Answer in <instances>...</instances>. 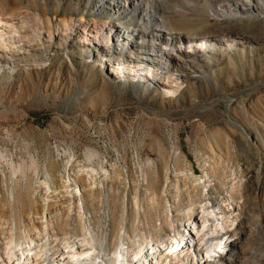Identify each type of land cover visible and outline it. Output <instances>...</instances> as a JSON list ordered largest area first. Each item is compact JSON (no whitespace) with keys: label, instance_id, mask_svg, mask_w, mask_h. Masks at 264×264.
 Instances as JSON below:
<instances>
[{"label":"rangeland","instance_id":"1","mask_svg":"<svg viewBox=\"0 0 264 264\" xmlns=\"http://www.w3.org/2000/svg\"><path fill=\"white\" fill-rule=\"evenodd\" d=\"M227 1L160 0L177 37L215 42L177 82L176 50L172 71L153 79L132 74L138 47L118 55L112 35L97 44L92 27L78 31L82 20L105 19L97 0H0V15L27 13L26 34L40 31L0 64V258L33 240L41 255L55 241L82 238L88 223L98 237L108 233L111 250L123 242L134 250L160 243L211 203L240 218L250 238L241 253L264 264V9L220 24L215 12ZM58 19L74 24L73 35L60 36Z\"/></svg>","mask_w":264,"mask_h":264},{"label":"bare ground","instance_id":"2","mask_svg":"<svg viewBox=\"0 0 264 264\" xmlns=\"http://www.w3.org/2000/svg\"><path fill=\"white\" fill-rule=\"evenodd\" d=\"M146 2L150 3V7L155 10L154 13L151 14L149 10L145 9ZM227 2V6H221L224 9L215 12V15L220 19V24L236 22L239 21L238 19L254 16V12L258 13L264 9V0H228ZM131 5H133L134 11L132 19L127 23L129 27H121V19L127 15ZM161 8L163 7L160 0H97L96 4L93 5L94 11H99L98 14L100 15L105 14V19H115V22L110 24L108 20H98L94 17L90 21L84 22L85 25L81 24L83 20L78 22L77 29L86 33L88 27H92L90 30L94 34L93 40L97 41V44L99 42L106 43L112 35L116 39L115 53L118 55L122 54V50L118 49L119 47L125 49L128 45L129 51L137 47L141 49L137 54H134L138 59L135 63L138 64L137 68L139 69L134 68L132 74L136 71L140 75L146 74L144 76L148 78L161 79V77H166L165 73H170L173 69L172 61L167 60L168 55L176 50L180 55V57L179 55L176 57V60L182 64L174 66L176 71L172 73L170 78L172 77V80L178 82V79L181 80L184 76L180 69L183 66L188 67L194 60L201 58V54H213L215 42L210 39L213 36L188 37L185 38L186 42L183 41L170 30L159 13ZM27 19V13L0 15V64L7 62L9 54L14 58L17 47L28 48L29 43L39 37L40 31L33 29L30 34H26ZM57 21L59 23L56 26L60 36L69 37L73 33L74 24L69 27L62 19ZM119 27L121 30H116ZM47 31L51 36L50 30ZM136 39L140 40L137 46L132 42ZM161 43H165L166 46L163 50H159ZM182 43L188 46V50H185L184 45L181 46ZM94 45L92 47H95ZM94 52L93 49L87 51L89 55L94 54ZM131 57L133 56L131 55ZM117 62L119 66L125 63L124 59H117ZM144 65L149 69L142 70ZM153 69H159L157 75ZM205 74L209 75L208 73ZM214 85L217 83L214 82ZM169 86L167 91L170 96L177 95L180 87L176 83ZM93 154L91 152L90 156ZM79 192L82 195L81 190ZM200 209V215L194 219L190 218L188 223L180 226L173 224L171 234L164 237L160 243L152 241L143 246L138 244L139 246L133 250V247L127 242H123L116 251L115 249L111 250V240L108 233L100 238L97 236L94 227L88 223L84 226L82 238L60 244L55 241L52 248L45 250L41 255L35 254L37 248H35L34 240L27 241L28 244L23 250L16 251L15 246L11 247L10 252L2 257L4 259L0 258V264H237L240 260H243L242 264H251L252 257H247L244 252L241 253L242 248L240 249L243 247L244 241H250L247 231H244L245 229L241 226L240 218L232 215L226 216L223 208H214L211 203L205 204ZM194 211L195 209L186 211L185 215L191 216ZM123 224L120 228L118 241L125 239L122 235ZM179 227L182 229L179 230ZM172 241H175L176 245L172 244ZM246 252L248 253L247 250ZM241 254H243L242 259L240 258ZM13 258L15 261H12Z\"/></svg>","mask_w":264,"mask_h":264}]
</instances>
